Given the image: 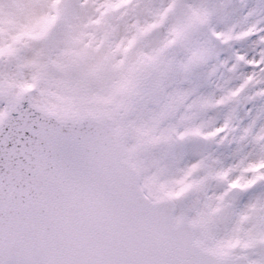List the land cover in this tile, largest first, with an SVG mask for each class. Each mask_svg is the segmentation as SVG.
Instances as JSON below:
<instances>
[{"label": "snow or ice", "instance_id": "1", "mask_svg": "<svg viewBox=\"0 0 264 264\" xmlns=\"http://www.w3.org/2000/svg\"><path fill=\"white\" fill-rule=\"evenodd\" d=\"M0 264H264V0H0Z\"/></svg>", "mask_w": 264, "mask_h": 264}]
</instances>
